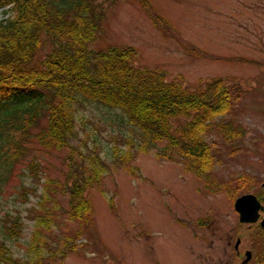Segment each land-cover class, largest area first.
Segmentation results:
<instances>
[{"label": "rangeland", "instance_id": "1", "mask_svg": "<svg viewBox=\"0 0 264 264\" xmlns=\"http://www.w3.org/2000/svg\"><path fill=\"white\" fill-rule=\"evenodd\" d=\"M96 3L105 11L103 28L92 44L96 50L114 45L135 48L138 66L164 71L168 80H178L189 91L217 77L233 88L237 95L233 113L220 119H233L246 133L233 143L216 131L206 135L222 159L215 177H235L241 166H253L257 151L264 155V0ZM51 49L48 41L39 57ZM78 116L74 146L88 152L86 143L94 147L92 138L97 139L98 151L109 167L88 192L93 206L90 221L70 218L69 194L58 186V181L67 182L70 166L65 159L71 149L46 151L32 137L29 151L7 168L0 183V242L10 247L22 264H28L37 250L44 253L42 264H151L156 260L175 264L187 257V244L183 251L182 246L190 239L191 221L220 196L211 198L203 192L200 177L188 171L181 160L159 158V148L139 153L131 147L129 142L136 145L138 133L122 124L120 111L85 102ZM116 145L120 151L132 148L136 152L127 168L105 155ZM31 162L40 163L39 179L30 174ZM49 180H55L51 185L54 197L45 201ZM24 188L30 189L27 199ZM51 208L55 223L41 227L47 245L37 249V214ZM18 216L21 229L12 237L6 227ZM76 235V249L72 250L66 241L71 245Z\"/></svg>", "mask_w": 264, "mask_h": 264}, {"label": "trees", "instance_id": "2", "mask_svg": "<svg viewBox=\"0 0 264 264\" xmlns=\"http://www.w3.org/2000/svg\"><path fill=\"white\" fill-rule=\"evenodd\" d=\"M96 1L0 0V183L7 168L29 151L32 137L46 151L69 148L67 182L58 181V186L69 194L70 218L81 223L89 222L93 212L89 190L109 169L97 139L92 138L94 147L86 143L88 152L74 146L79 107L85 102L120 111L122 124L138 133L136 145L129 142L137 152L159 148V158L181 160L200 178L215 177L214 170L222 163L219 150L206 139L208 133L216 131L232 143L246 133L233 119H220L233 113L237 101L225 79L217 77L189 91L178 80H168L164 71L138 66L135 48H93L105 20ZM48 41L52 49L40 58ZM105 155L127 168L136 152L120 151L116 145ZM40 167L38 162L28 164L35 179ZM53 182L46 184L45 201L53 200ZM23 190L27 199L30 189ZM52 212L53 208L37 214V249L47 245L41 227L55 223ZM6 229L17 237L20 217ZM77 238L72 237L71 245L66 241L67 247L76 249ZM44 260L43 251L37 250L27 263ZM0 263L22 264L4 242H0Z\"/></svg>", "mask_w": 264, "mask_h": 264}, {"label": "flooded vegetation", "instance_id": "3", "mask_svg": "<svg viewBox=\"0 0 264 264\" xmlns=\"http://www.w3.org/2000/svg\"><path fill=\"white\" fill-rule=\"evenodd\" d=\"M257 152L235 177L198 179L203 192L220 198L191 221L182 246L188 256L175 264H264V155Z\"/></svg>", "mask_w": 264, "mask_h": 264}]
</instances>
